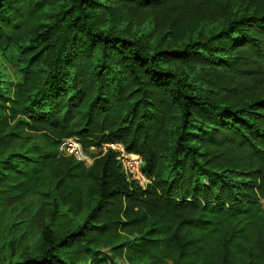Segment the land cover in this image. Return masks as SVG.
<instances>
[{
  "label": "trees",
  "instance_id": "obj_1",
  "mask_svg": "<svg viewBox=\"0 0 264 264\" xmlns=\"http://www.w3.org/2000/svg\"><path fill=\"white\" fill-rule=\"evenodd\" d=\"M131 21L176 45L111 26ZM0 50L21 77L0 87V155L44 141L0 162V194L86 211L9 264H264V0H0ZM108 143L152 185L129 183Z\"/></svg>",
  "mask_w": 264,
  "mask_h": 264
},
{
  "label": "rangeland",
  "instance_id": "obj_2",
  "mask_svg": "<svg viewBox=\"0 0 264 264\" xmlns=\"http://www.w3.org/2000/svg\"><path fill=\"white\" fill-rule=\"evenodd\" d=\"M223 25L224 21L205 22L200 25V29L194 35L206 36L214 30H220ZM111 26L123 35H143V38L147 39L150 45L156 46L157 44L164 49L176 45V42L170 37L164 36V32L156 30L152 21L142 26L133 21L113 23ZM16 63V52L0 50V87L6 96H9L13 92L14 86L21 81L16 70ZM72 140L64 146L68 155H75V139ZM33 144L43 146L44 141L41 138L31 139L5 155H0V162L11 153L27 154ZM92 151L94 152L95 149ZM90 160L92 159L90 158ZM86 163L90 166L93 160ZM61 216H63V221L66 218L77 226L86 217V211L73 214L63 207L59 210L53 202L48 204L39 195H28L16 202L13 198H7L0 194V264L21 262L26 258L39 256L43 244V227L51 223L53 229L59 230L61 227L58 222ZM116 262L117 264H127L125 258L120 256L116 257Z\"/></svg>",
  "mask_w": 264,
  "mask_h": 264
},
{
  "label": "built area",
  "instance_id": "obj_3",
  "mask_svg": "<svg viewBox=\"0 0 264 264\" xmlns=\"http://www.w3.org/2000/svg\"><path fill=\"white\" fill-rule=\"evenodd\" d=\"M72 141V139L67 140L68 143ZM103 149L104 152L110 150L116 155V160L121 166L122 172L129 183L142 189H147L152 185L153 180L144 171V159L141 155L129 152L124 145L119 143L105 144ZM75 156L86 162L92 161L83 152L77 140H75Z\"/></svg>",
  "mask_w": 264,
  "mask_h": 264
}]
</instances>
